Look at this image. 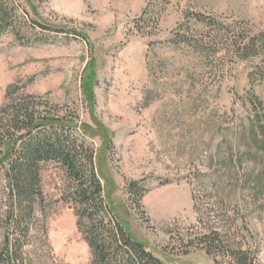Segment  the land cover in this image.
I'll return each instance as SVG.
<instances>
[{
    "label": "rangeland",
    "instance_id": "374dc122",
    "mask_svg": "<svg viewBox=\"0 0 264 264\" xmlns=\"http://www.w3.org/2000/svg\"><path fill=\"white\" fill-rule=\"evenodd\" d=\"M2 1L13 24L0 34V109L27 99L75 123L63 135L93 150L106 201L161 259L214 264L187 242L217 229L264 264V0ZM198 14L262 45L244 60L176 46ZM73 183L60 161L41 162V199L14 222L0 168V251L8 238L23 264H88Z\"/></svg>",
    "mask_w": 264,
    "mask_h": 264
},
{
    "label": "trees",
    "instance_id": "16d2710c",
    "mask_svg": "<svg viewBox=\"0 0 264 264\" xmlns=\"http://www.w3.org/2000/svg\"><path fill=\"white\" fill-rule=\"evenodd\" d=\"M10 14L0 0V34L12 27ZM38 24L41 28H47ZM191 25L181 26L182 31L175 34L172 42L203 57L210 53L232 51L244 60L256 54L258 46L263 42L261 35L239 37L234 31H229L223 22L199 14L193 16ZM76 34L89 44L84 35ZM92 68L93 65L86 71L82 83L83 93L87 97L93 95L91 90H87L93 82ZM10 88H7L6 98L10 95ZM0 110V168L5 170L10 193L15 199L11 214L14 222H19L24 212L29 218L33 204L41 199L38 189L40 163L57 160L64 165L66 173L74 182L72 196L79 217L78 229L91 255L88 264H170L134 238L106 201L103 185L97 175L93 150L83 142L71 143L73 141L63 135V129L66 126L76 127L75 123L71 125L65 116L42 115L37 111L35 103L27 99H11ZM41 129H46L47 134L38 135ZM11 130L14 131L13 136ZM81 133L86 136L84 132ZM127 191L139 199L144 189L132 181L127 185ZM83 218L85 221H82ZM234 241L227 233L211 229L195 236L187 244L201 246L214 264H261L255 253ZM12 244L7 238L0 251V264H23L21 258H16Z\"/></svg>",
    "mask_w": 264,
    "mask_h": 264
}]
</instances>
